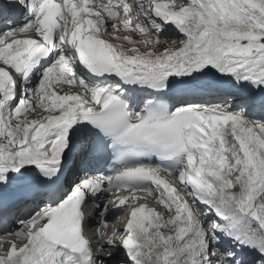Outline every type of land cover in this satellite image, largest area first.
Masks as SVG:
<instances>
[{
  "label": "snow or ice",
  "instance_id": "6c2138e0",
  "mask_svg": "<svg viewBox=\"0 0 264 264\" xmlns=\"http://www.w3.org/2000/svg\"><path fill=\"white\" fill-rule=\"evenodd\" d=\"M0 264H264V0H0Z\"/></svg>",
  "mask_w": 264,
  "mask_h": 264
},
{
  "label": "bare ground",
  "instance_id": "6f19581e",
  "mask_svg": "<svg viewBox=\"0 0 264 264\" xmlns=\"http://www.w3.org/2000/svg\"><path fill=\"white\" fill-rule=\"evenodd\" d=\"M170 39H172V38L169 37V40H170ZM113 42H115V41H113ZM110 218H111V215L108 216V219H110Z\"/></svg>",
  "mask_w": 264,
  "mask_h": 264
},
{
  "label": "rangeland",
  "instance_id": "374dc122",
  "mask_svg": "<svg viewBox=\"0 0 264 264\" xmlns=\"http://www.w3.org/2000/svg\"><path fill=\"white\" fill-rule=\"evenodd\" d=\"M134 38H135V39H140L141 37H139V36H135ZM177 39H178V38H177Z\"/></svg>",
  "mask_w": 264,
  "mask_h": 264
}]
</instances>
